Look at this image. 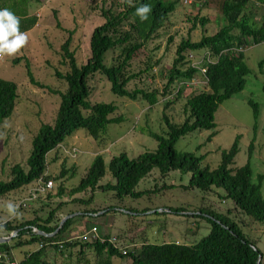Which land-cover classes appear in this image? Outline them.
<instances>
[{"label":"rangeland","instance_id":"obj_1","mask_svg":"<svg viewBox=\"0 0 264 264\" xmlns=\"http://www.w3.org/2000/svg\"><path fill=\"white\" fill-rule=\"evenodd\" d=\"M123 1L19 0L15 7L13 3L2 6L9 8L16 15L24 14L27 9L29 17H37V26L27 32L28 41L22 49L12 56H1L0 59V79L12 82L18 87L15 110L0 129V182H7L10 179V170L15 165H20L26 170L32 139L41 125H52L56 119L60 98L49 90L61 93L66 90V83L57 79L55 73L64 75L68 72L61 51V46L69 37L67 32H72L70 50L74 52L77 64H85L90 57V36L93 30L104 22L102 10L118 12L122 10ZM175 1L177 5L174 13L156 37L137 53L130 63L128 74L142 73L150 67L151 71L143 73L139 79L129 83L127 90L161 91L167 82V75L179 43L186 39L198 42L202 36H211L222 27V0H191L189 6L183 5V0ZM249 11L256 22L262 21L264 8L255 6L249 8ZM198 19L207 21L204 27L196 23ZM194 55L198 57L199 52H195ZM244 56L250 70L245 88L225 101L218 109L215 114V137L211 142H206L210 131L195 132L180 139L175 149L177 152L193 153L197 158L203 157L201 167L214 170L220 163L221 153L229 150L236 137L240 136L238 153L232 166L237 169L248 162V148L254 138L250 159L252 180L257 183V177H263L261 193L264 198V75L260 74L258 67L264 58V43L249 47ZM15 60H18V63H14ZM110 60L111 58L107 61L109 64L112 63ZM27 64L35 81L46 89L29 84ZM262 69L264 71V66ZM194 81L199 83L202 81L200 74H196ZM195 84L190 82L176 84L174 88L180 86L183 89L180 98L170 96L169 101L172 102L167 108L163 99L151 107L141 100L132 102L117 97L110 92V84L103 76H94L89 81L91 103L115 106L117 112L113 117H120L122 122L109 126L107 134L102 136L100 142L94 141L85 131H78L67 137L63 146L68 152L72 149L76 151L74 158L60 148L47 155L46 175L57 177L62 164L66 170L73 172L72 177L68 174L62 181L52 180L53 187L49 198L26 203L27 207L19 210V216H10L5 204L8 201L16 204L26 201L29 198V188L0 198V238H10L12 235L9 236L3 229L7 222L14 224L15 219L19 222L28 221L35 216L45 219L49 211L62 202L64 207L58 211V218L62 220L70 215L76 216L72 218L75 220L70 228L59 239V244L66 241L86 243L81 239L85 235L87 242H90L93 236L101 240L115 239L117 246L126 253L138 252L143 244L190 246L210 232V225L198 212L202 209L229 216L239 224L244 235L257 245L264 256V224L243 216L232 202L218 197L217 192L202 193L185 189L188 187L191 174L171 172L161 177L159 171L154 169L136 187L137 192H143L139 198L123 197L120 200L113 193L102 191L93 194L91 203L73 201L87 202L90 198L89 191L71 197L70 191L79 185L96 156H102L105 165L108 166L110 159L121 153L133 159L143 153L155 151L157 142L149 133L164 135L166 132L164 116L174 124H181L184 121L183 109L186 99L190 95L207 91L206 85ZM249 101L259 106L255 135L252 130L254 120ZM108 183L115 184L106 169V175L99 184L104 186ZM60 184L64 187L62 199L55 197ZM177 208L187 212L174 214L172 210ZM86 211L98 213L87 215L85 218L78 217ZM93 229L96 230L94 234ZM38 247L39 245L34 244L14 248L9 254V260L17 263ZM45 252L49 264H97L99 260L90 248L85 249L86 253L82 258L77 251H72L69 255L70 250L60 253L47 248ZM111 264H131V260L114 257Z\"/></svg>","mask_w":264,"mask_h":264},{"label":"trees","instance_id":"obj_2","mask_svg":"<svg viewBox=\"0 0 264 264\" xmlns=\"http://www.w3.org/2000/svg\"><path fill=\"white\" fill-rule=\"evenodd\" d=\"M18 1L1 0L0 8L7 3H13L15 7ZM143 3L151 5L152 12L149 14V19L142 22L135 12L136 8ZM176 5L175 0H124L122 10L118 12L102 10L104 22L95 28L90 36V57L83 65L77 64L75 54L70 50L72 32H67L69 37L61 46V51L68 72L64 75L55 73L57 79L66 83V90L64 93L49 90L60 98L56 119L52 125H41L32 139L26 170L20 165H15L10 170V179L7 182H0V198L28 188L38 180L62 181L68 174L72 177L73 172L66 170L64 164L61 165V171L57 177L46 175L47 155L62 146L67 137L78 131H85L94 141L100 142L102 136L107 134L109 126L119 125L122 122L120 117H113L117 112L115 106L91 103L89 81L94 76H103L110 84V92L119 98L132 102L141 100L151 107L163 99L166 101L165 108H167L172 102L169 101L170 96L178 99L183 94L182 87L174 88V86L191 81L197 74L196 70L185 68V54L206 50L216 56L217 60L214 64L205 65L207 91L190 95L186 99L183 109L184 121L181 124H174L164 116L166 126L164 135L149 133L157 142V148L153 152L143 153L133 159L121 153L113 156L108 166L105 165L102 156H96L79 185L72 189L70 194L73 197L89 191L90 198L87 202L73 200L79 203H91L96 191L111 192L120 200L123 197L139 198L143 192H137L136 187L154 169L159 171L161 177L171 172H180L191 174L188 187L185 189L202 193L217 192L218 197L232 202L243 216L251 218L256 223L264 224V198L261 193L263 177L258 176L257 183H254L250 165L254 138L249 144L248 162L237 169L232 166L238 153L240 136L236 137L229 150L221 153L220 163L214 170L201 167L203 157L197 158L193 153L177 152L175 149L180 139L195 132L210 131L211 134L206 142H211L216 135L215 114L218 109L225 101L244 90L250 70L245 63L244 53L237 54L230 50L264 43V17L258 23L251 17L249 11V8L255 6L264 8V0H222V27L211 36H202L198 42L186 39L179 43L175 51V59L167 75V82L161 91L127 90L129 83L139 79L143 73L147 74L151 71L150 67L142 73L128 74L132 60L165 26L174 13ZM17 16L20 17L21 32L27 33L37 26V17H29L27 9L24 14ZM196 23L204 27L207 21L198 19ZM109 58L112 62L110 64L107 62ZM17 61L15 60L14 63H18ZM263 66L264 58L258 65L261 75H264ZM26 68L29 84L39 89H46L35 81L29 70V64ZM17 101V85L0 79V129L4 121L11 117ZM248 105L252 109L254 120L252 130L255 135L259 106L252 101H249ZM106 169L115 184L108 183L101 186L99 183L105 177ZM51 193L37 198L35 202L41 198H49ZM63 195L64 187L60 184L55 197L62 199ZM62 207L64 204L59 202L49 211L45 219L35 216L28 221L19 222L15 219L14 224L12 222L4 224L3 229L9 236L14 232L17 235L13 238L12 244H0V253L9 256L14 248L19 249L35 244L39 245L38 249L31 251L17 264H49L45 252L47 248L60 253L64 250L79 249L78 253L81 257H84V250L90 248L99 259L97 264H111V259L114 257L121 260L129 258L131 264H264L262 252L244 235L239 224L227 215L202 209L198 212L210 225V232L199 242L190 246L143 244L138 252L126 253V255L115 249L109 243V238H103V242L66 241L59 244V239L70 228L75 218L67 220L59 232L51 238L38 236L33 232L37 230L46 235L54 234L61 221L57 213ZM21 209L23 208L19 210ZM172 212L179 215L187 211L177 208ZM97 213L86 211L78 217L85 218L86 215Z\"/></svg>","mask_w":264,"mask_h":264},{"label":"built area","instance_id":"obj_3","mask_svg":"<svg viewBox=\"0 0 264 264\" xmlns=\"http://www.w3.org/2000/svg\"><path fill=\"white\" fill-rule=\"evenodd\" d=\"M191 0H183L182 4L185 6H189L191 5ZM248 47H244V48H238V49H232L230 50L233 53H245V51L247 50ZM195 52H188L185 54V68H191L197 71V74H200V77L202 79V81L199 82H195L194 79H192L190 82V84H194L196 86L199 85H207V80L205 78V74H206V69H205V65L206 64H214L217 60V57L212 55L209 51H199V55L198 57H196L194 55ZM1 59V56H0ZM198 60V62H197ZM185 85V83H183ZM58 148H60L65 154H67L68 156L74 158L76 151L74 149L71 150V152H68L64 149V146H59ZM57 148V149H58ZM53 187V182L52 181H48V182H44L43 180H38L37 182H35L34 184H32L31 186H29V191H28V195L29 198L24 201V202H19V209L20 208H26L27 204L26 203H31V202H35L37 200L38 197L40 196H45L47 193L51 192V189ZM96 230L93 229L92 232L94 234ZM33 232L35 233V230H33ZM81 239L85 242H87V236H83L81 237ZM101 241L103 242V240L97 238L96 236H93L90 239V242H94V241ZM116 240L112 239L109 240V243L113 245V247L115 249H117L120 253H122L123 255H126V251L122 250V248H120V246H117L116 244ZM41 248V246H40ZM0 264H14L13 262H10L9 260V256L5 253H0Z\"/></svg>","mask_w":264,"mask_h":264},{"label":"clouds","instance_id":"obj_4","mask_svg":"<svg viewBox=\"0 0 264 264\" xmlns=\"http://www.w3.org/2000/svg\"><path fill=\"white\" fill-rule=\"evenodd\" d=\"M152 7L143 3L136 8L135 15L140 20L147 21ZM28 41L26 32L20 31V17L14 14L9 8H0V56H12L22 49ZM7 213L10 216H19V205L8 201L5 204Z\"/></svg>","mask_w":264,"mask_h":264},{"label":"water","instance_id":"obj_5","mask_svg":"<svg viewBox=\"0 0 264 264\" xmlns=\"http://www.w3.org/2000/svg\"><path fill=\"white\" fill-rule=\"evenodd\" d=\"M76 215H70V216H67L65 218H63L60 223H59V226H58V229L55 231L54 234L52 235H46L40 231H37L35 230V233L38 235V236H42V237H45V238H51L52 236H54L55 234H57L59 232V230L62 228V226L65 224V222L69 219H72L73 217H75ZM79 216V215H78ZM17 235L16 232L12 233L11 237L10 238H0V244H7L11 241V239L15 238Z\"/></svg>","mask_w":264,"mask_h":264},{"label":"crops","instance_id":"obj_6","mask_svg":"<svg viewBox=\"0 0 264 264\" xmlns=\"http://www.w3.org/2000/svg\"><path fill=\"white\" fill-rule=\"evenodd\" d=\"M251 47H252V46H251ZM248 48H249V47H248ZM248 48H247V49H248ZM80 215H81V214H80ZM95 215H96V214H95ZM102 215H103V214H102ZM86 216H87V215H86ZM93 217H98V216H93ZM7 244H8V243H7ZM78 250H79V249H76V250H75V249H72V250H70L69 255L72 254V251H77V252H78ZM10 253H12V250H11ZM29 253H30V252H29ZM29 253H28V254H29ZM85 253H86V252H85V250H84V255H85ZM28 254H27V255H28ZM27 255H26V256H27ZM79 255L81 256V254H79ZM81 258H82V257H81ZM23 259H24V258H23ZM23 259H21L20 261H22ZM20 261H18L17 263H19ZM17 263H14V264H17Z\"/></svg>","mask_w":264,"mask_h":264}]
</instances>
